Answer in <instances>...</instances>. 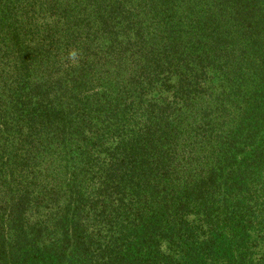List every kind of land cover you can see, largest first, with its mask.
Here are the masks:
<instances>
[{"label": "trees", "instance_id": "1", "mask_svg": "<svg viewBox=\"0 0 264 264\" xmlns=\"http://www.w3.org/2000/svg\"><path fill=\"white\" fill-rule=\"evenodd\" d=\"M0 264H264V0H0Z\"/></svg>", "mask_w": 264, "mask_h": 264}, {"label": "clouds", "instance_id": "2", "mask_svg": "<svg viewBox=\"0 0 264 264\" xmlns=\"http://www.w3.org/2000/svg\"><path fill=\"white\" fill-rule=\"evenodd\" d=\"M73 55H74V53H73Z\"/></svg>", "mask_w": 264, "mask_h": 264}]
</instances>
